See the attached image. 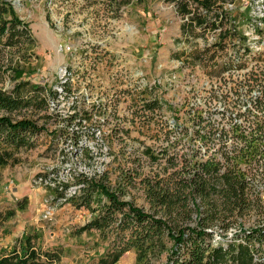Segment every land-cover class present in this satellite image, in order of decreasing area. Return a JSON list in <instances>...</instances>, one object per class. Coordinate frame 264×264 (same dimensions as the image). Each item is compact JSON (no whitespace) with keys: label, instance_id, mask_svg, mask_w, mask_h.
<instances>
[{"label":"rangeland","instance_id":"rangeland-1","mask_svg":"<svg viewBox=\"0 0 264 264\" xmlns=\"http://www.w3.org/2000/svg\"><path fill=\"white\" fill-rule=\"evenodd\" d=\"M8 1L16 15L27 23L34 43L27 46V55L22 57L21 44L25 37L18 39L17 48L3 46L4 39L0 41V89L8 90L15 82L9 67H17L14 74L17 79L44 83L59 91L58 83L67 80L70 92L61 93L60 103L54 101L50 107L66 116L74 112L73 106L79 110L101 102L107 107V113L102 114L98 108L94 110V118L100 122L99 127H91V130L97 129L95 137L99 139L111 128L117 129L115 131L123 128L129 136L121 131L115 134L113 154L109 156L105 155L107 144L99 140L102 155L95 152L96 160L91 167L64 137L53 142L51 136L43 133L36 148L16 151L20 161L0 168V218L6 219L0 228V237L6 236L12 245L25 232L36 231L38 248L60 255L53 264H98V257L108 241L95 230L75 232L91 213L76 209L70 203L52 202L48 185L53 183L38 174L49 172L54 178L56 173L50 171L58 168L59 182L67 177L71 166L80 171L103 167L113 171L121 165L134 172V168H139L138 159L144 174H149L156 165L141 155L143 145L156 149L167 136L169 141L180 140L174 149L179 154L193 149L210 154L219 147L221 139L230 142L231 118L244 110L245 115L241 114L239 119L244 121L246 130H250L248 125L253 114L260 112L245 93L244 85L239 83V72L217 74L218 63L241 43L236 38L226 40L224 50L211 53L210 59L207 53L205 60L192 63V53L213 45L218 32L196 28L195 35H191L184 25L186 16L179 14L169 0ZM262 4L264 0L222 2L223 8L232 11L236 29L248 33L252 43L258 39L256 44L264 47V33L256 39L252 33ZM259 27L263 29V24ZM150 85L153 86L150 95L164 103V110L161 115L140 117L141 112L136 114L134 110L141 99L148 96L142 91ZM151 117L167 121L171 126L160 129L154 124L149 127L143 124ZM47 125L49 130L59 126L56 119ZM165 131L168 132L165 134ZM86 144L96 151L92 142L82 138L79 145ZM49 145L51 149L44 152ZM261 168L262 180L255 181L252 189L259 194L258 206L240 217L245 230L264 227V166L259 170ZM72 191L70 188L69 192ZM130 192L138 205L148 209L139 184L130 187ZM28 195L37 196L38 201L29 204ZM23 197H27V203L20 209L16 202ZM10 211L13 215L8 217ZM214 231L215 239L223 233L218 226ZM236 231L237 226L227 233L230 236ZM115 264H136L134 252L125 253Z\"/></svg>","mask_w":264,"mask_h":264},{"label":"trees","instance_id":"trees-1","mask_svg":"<svg viewBox=\"0 0 264 264\" xmlns=\"http://www.w3.org/2000/svg\"><path fill=\"white\" fill-rule=\"evenodd\" d=\"M169 1L174 3L179 14L186 16L184 25L188 26L191 35H195L196 28L218 32L213 45L202 49V52L192 53V63L205 60L207 53L210 59L211 53L226 48V40L236 38L241 44L218 63L217 74L242 66L238 59L240 49L248 50L246 37L243 31L236 29L232 11L223 8L225 0ZM261 11L263 17L258 21L263 24V29L256 23L254 26L260 35L264 33V4ZM21 37L26 38L21 44L24 57L28 52L27 46L34 43L30 28L16 15L10 1L0 0V41L4 39L3 46L17 48ZM9 68H12L15 82L8 90L0 89V168L18 163L20 159L15 152L36 148L43 133L51 136L53 142L64 137L74 144L89 167L96 160L95 152L102 155L99 140L107 144L105 155L109 156L113 154L115 134L121 131L129 136L123 128L119 131L111 128L99 139L95 137L97 129L91 130V127H99L100 122L94 118V110L98 108L102 114L107 113V107H103L101 102L92 103L86 109L78 110L73 106L74 112L66 116L57 108L50 107L54 101L60 103L61 93L70 92L71 85L67 80L58 83L59 91L44 83L17 79L14 75L17 67ZM152 88V85L144 87L142 92L148 96L143 97L134 110L136 114L141 112L140 117H144L143 114L161 115L164 110V103L150 95ZM254 104L260 114H253L248 125L250 130L247 131L244 121L239 119L246 111L238 113L229 123L232 132L230 142L221 139L219 147L210 154L200 149L179 154L174 149L180 140L169 141L166 136L156 149L149 145H143L141 149V155L156 165L149 174H144L138 159L139 168H134V172L121 165L113 171L104 167L80 171L71 166L67 177L59 182L58 168L50 171L56 173L54 178L49 172L38 175L53 183L48 185L52 202L70 203L76 209L91 213V217L75 232L81 234L95 230L108 241L98 257V264H115L128 251L134 252L136 264H264V227L245 230L240 220L250 208L258 206L259 194L253 193L252 189L255 181L262 180L260 174L263 170L259 168L264 166V100H257ZM52 119H56L59 126L49 130L47 124ZM143 124L148 127L154 124L160 129L171 126L169 122L158 121L154 117ZM72 125L77 127L72 128ZM82 138L92 142L97 147L96 151L87 144L79 145ZM50 149L51 145L44 152ZM54 152L58 153L57 147ZM136 184L142 188L148 209L138 205L131 195L130 187ZM70 188H73L72 192H69ZM26 203L27 197H23L16 206L22 209ZM12 215V211L8 212V217ZM217 226L223 233L215 239L214 228ZM235 226L237 231L229 236L228 229ZM38 236L36 231L25 232L16 244L0 254V264L57 262L58 253L38 248Z\"/></svg>","mask_w":264,"mask_h":264},{"label":"built area","instance_id":"built-area-1","mask_svg":"<svg viewBox=\"0 0 264 264\" xmlns=\"http://www.w3.org/2000/svg\"><path fill=\"white\" fill-rule=\"evenodd\" d=\"M262 7L263 4L261 5V9ZM261 9V14L259 16L263 17ZM257 24L260 26L262 23L258 21ZM255 32V30L252 31L254 38H259L260 34L258 32L255 34ZM243 35L246 37L245 43L247 42L246 45L248 46V50L245 51V48L240 49L238 64L242 66H234L224 71V73L239 72V83L242 86L244 85L245 93L247 96L251 97L252 101L255 103L257 100H264V61H262V59H264V47L256 44L258 39L254 43L249 41L248 33L243 32Z\"/></svg>","mask_w":264,"mask_h":264},{"label":"crops","instance_id":"crops-1","mask_svg":"<svg viewBox=\"0 0 264 264\" xmlns=\"http://www.w3.org/2000/svg\"><path fill=\"white\" fill-rule=\"evenodd\" d=\"M28 199H29V204L34 201L37 202L38 201V197L37 196H33V195H28ZM6 219L1 220L0 218V228L3 226V223L5 222ZM13 245V244H12ZM9 241L7 240V237L2 236L0 237V254L5 251V250H9L11 248V246ZM130 252V251H128ZM127 253V252H126Z\"/></svg>","mask_w":264,"mask_h":264}]
</instances>
